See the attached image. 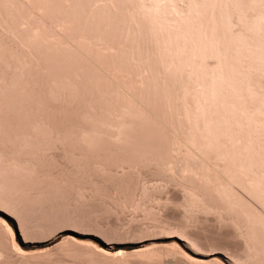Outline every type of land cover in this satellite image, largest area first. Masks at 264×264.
Here are the masks:
<instances>
[{
    "label": "rangeland",
    "instance_id": "1",
    "mask_svg": "<svg viewBox=\"0 0 264 264\" xmlns=\"http://www.w3.org/2000/svg\"><path fill=\"white\" fill-rule=\"evenodd\" d=\"M262 23L264 0H0V264H264Z\"/></svg>",
    "mask_w": 264,
    "mask_h": 264
},
{
    "label": "bare ground",
    "instance_id": "2",
    "mask_svg": "<svg viewBox=\"0 0 264 264\" xmlns=\"http://www.w3.org/2000/svg\"><path fill=\"white\" fill-rule=\"evenodd\" d=\"M255 20H256V19H255ZM257 20H258V19H257ZM252 23H253V22H252ZM258 24L260 25V23H258ZM262 24H264V23H262ZM262 56H263V55H262ZM212 79H213V78H212ZM263 114H264V113H263ZM260 116H261V115H260ZM263 116H264V115H263ZM257 180H258V179H257ZM257 180H256V182H257ZM254 182H255V181H254ZM259 182H261V181H259ZM259 182H258L257 184H259ZM262 183H263V182H262ZM263 184H264V183H263ZM260 185H261V183H260ZM262 186H263V185H262ZM262 186H261V187H262ZM0 209L3 210V211H5V212L8 213L9 215L13 216V215L10 213V211L4 206V204H3L1 201H0ZM0 222H1L2 224H4L5 227H6L10 232H12V229H11L10 225L6 222V220L0 218ZM260 222H263V220L260 221ZM263 223H264V222H263ZM2 224H1V225H2ZM259 224H260V223H259V221H258V225H259ZM260 226H261V229H262V228L264 229V224H260ZM259 228H260V227H259ZM261 229H260V230H261ZM254 231H256V230H254ZM261 231H262V230H261ZM256 232H257V231H256ZM256 232H255V233H256ZM263 232H264V231H263ZM263 232H262V233H263ZM252 233H253V232H252ZM255 233H254V234H255ZM259 233H260V232H259ZM257 234H258V233H257ZM263 234H264V233H263ZM253 236H254V238L257 237V236H258V237L261 236L260 238H261L262 240H264V237L262 238V235H261V234H260V236H259V235H256V236L253 235ZM253 236H251V237H252V240L254 239ZM258 237H257V238H258ZM260 238L257 239L258 242H259ZM262 240H260V241H262ZM250 241H251V240H250ZM251 242H252V241H251ZM255 242H256V241H255ZM258 242H257V243H258ZM262 242H263V241H262ZM253 243H254V241H253ZM253 243H252V244H253ZM259 244H260V242H259ZM261 244H262V243H261ZM253 245H254V244H253ZM262 245H263V244H262ZM260 246H261V245H260ZM173 247H175V246H173ZM255 248H256V247H255ZM261 248H262V246H261ZM261 248H260V249H261ZM263 248H264V247H263ZM171 250H172V249H171ZM252 250H254V249H252ZM256 250L260 251L259 249H256ZM173 251L176 252L177 250H176V251L173 250ZM179 251H180V250H179ZM258 251H255V250H254L253 252L256 253V252H258ZM262 251H263V249H262ZM171 252H172V251H171ZM260 252H261V251H260ZM260 252H259V253H260ZM125 253H126L125 251H120V252L115 253V254H116L117 258H119V256H120V258H121L123 255L125 256ZM172 253H173V252H172ZM182 253H183V252H182ZM0 254H1V253H0ZM109 254H110V253H109ZM144 254H145V253H144ZM251 254H252V252H251ZM260 254H261V253H260ZM113 255H114V254H113ZM174 255H175V254H174ZM174 255H173V256H174ZM182 255H183V254H182ZM254 255H255V254H254ZM254 255H253V256H254ZM261 255H262V254H261ZM251 256H252V255H251ZM255 256H257V255H255ZM255 256H254V257H255ZM188 257H189V256H188ZM121 259H122V258H121ZM187 259H188V258H187ZM212 262H213V261H212ZM181 263H182V262H181ZM190 263H191V264H210L209 262H208V263L203 262V261H202V262H199L198 260H196V259L193 260L192 258H190ZM190 263H189V264H190ZM212 264H220V263H219V262H218V263L213 262Z\"/></svg>",
    "mask_w": 264,
    "mask_h": 264
}]
</instances>
